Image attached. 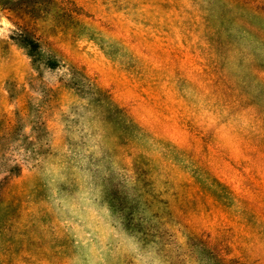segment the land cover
<instances>
[{
    "label": "rangeland",
    "instance_id": "1",
    "mask_svg": "<svg viewBox=\"0 0 264 264\" xmlns=\"http://www.w3.org/2000/svg\"><path fill=\"white\" fill-rule=\"evenodd\" d=\"M2 3L0 264H67L125 227L166 264H264V0Z\"/></svg>",
    "mask_w": 264,
    "mask_h": 264
},
{
    "label": "clouds",
    "instance_id": "2",
    "mask_svg": "<svg viewBox=\"0 0 264 264\" xmlns=\"http://www.w3.org/2000/svg\"><path fill=\"white\" fill-rule=\"evenodd\" d=\"M60 175L53 167L45 169L47 204L53 214L66 215L71 192L60 179ZM113 250L125 259L126 264H166L158 246L145 240L142 235L129 231L127 227L124 228L122 236L109 247L96 243L78 245L76 252L68 258L67 264H108L109 253Z\"/></svg>",
    "mask_w": 264,
    "mask_h": 264
},
{
    "label": "trees",
    "instance_id": "3",
    "mask_svg": "<svg viewBox=\"0 0 264 264\" xmlns=\"http://www.w3.org/2000/svg\"><path fill=\"white\" fill-rule=\"evenodd\" d=\"M2 2L3 0H0V3ZM13 41L18 47L23 48L27 51V55L31 59L32 63L43 60L44 55L41 51L39 43L36 40L31 39L26 34L21 33L17 34L16 37H14Z\"/></svg>",
    "mask_w": 264,
    "mask_h": 264
}]
</instances>
